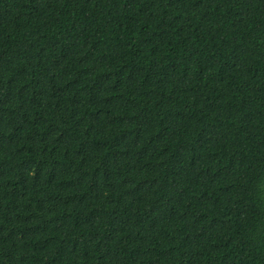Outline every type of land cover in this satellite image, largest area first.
Listing matches in <instances>:
<instances>
[{
  "label": "trees",
  "instance_id": "1",
  "mask_svg": "<svg viewBox=\"0 0 264 264\" xmlns=\"http://www.w3.org/2000/svg\"><path fill=\"white\" fill-rule=\"evenodd\" d=\"M0 264H264V0H0Z\"/></svg>",
  "mask_w": 264,
  "mask_h": 264
}]
</instances>
